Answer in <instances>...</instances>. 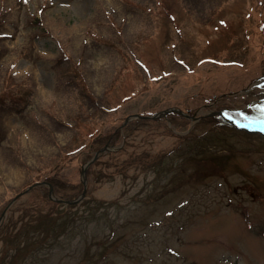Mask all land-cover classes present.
Wrapping results in <instances>:
<instances>
[{
  "label": "rangeland",
  "instance_id": "1",
  "mask_svg": "<svg viewBox=\"0 0 264 264\" xmlns=\"http://www.w3.org/2000/svg\"><path fill=\"white\" fill-rule=\"evenodd\" d=\"M263 65L264 0H0V211L45 178L79 182L129 115L254 108ZM133 120L78 206L10 207L3 227L26 208L40 225L25 255L0 233V264H264V137Z\"/></svg>",
  "mask_w": 264,
  "mask_h": 264
},
{
  "label": "trees",
  "instance_id": "2",
  "mask_svg": "<svg viewBox=\"0 0 264 264\" xmlns=\"http://www.w3.org/2000/svg\"><path fill=\"white\" fill-rule=\"evenodd\" d=\"M51 184H53V187L58 190V191H66L68 188L74 190L77 186L75 185H70L66 182H63L62 180H55V181H50Z\"/></svg>",
  "mask_w": 264,
  "mask_h": 264
}]
</instances>
